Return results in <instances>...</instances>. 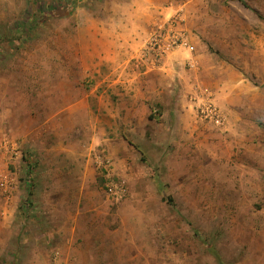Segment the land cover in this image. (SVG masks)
I'll use <instances>...</instances> for the list:
<instances>
[{
    "label": "rangeland",
    "instance_id": "374dc122",
    "mask_svg": "<svg viewBox=\"0 0 264 264\" xmlns=\"http://www.w3.org/2000/svg\"><path fill=\"white\" fill-rule=\"evenodd\" d=\"M160 28L197 38L177 75L198 104L185 115L183 100L174 121L157 99L130 104L135 91L109 75L117 52L136 69L131 43L150 30L149 54ZM205 91L214 119L200 115ZM0 135L18 147L7 162L20 190L34 193L0 196V264H264V0H0ZM107 147L119 199L95 163L92 183L74 179L78 159ZM41 206L77 213L74 242L39 227Z\"/></svg>",
    "mask_w": 264,
    "mask_h": 264
},
{
    "label": "crops",
    "instance_id": "0c3cea01",
    "mask_svg": "<svg viewBox=\"0 0 264 264\" xmlns=\"http://www.w3.org/2000/svg\"><path fill=\"white\" fill-rule=\"evenodd\" d=\"M149 31L147 30L148 33ZM148 33L147 34L145 33L142 39L140 37V40H134L131 43L133 46H136V49L134 51H130L129 53L130 55L128 57L130 56L131 58L135 57V59H132L133 60L132 62L133 65L135 64L136 61L138 62L135 64L136 69L132 65L131 67L126 65L127 60L124 58H122L123 61L121 60L117 61L118 58L124 57L123 53L117 52L116 54L114 53L115 56H113L114 62L110 64V69H112V71L111 72L109 71L110 72L109 75L110 77H112L115 85H117L116 82L119 81L120 83L123 84V86H125V88L133 89L135 91L133 94H131V100L129 101L130 104H138L139 102L141 104H144L145 100L149 98H151L152 101H148L147 104H153V102L159 101L160 104L162 105L159 115L161 117H164L166 119L168 118L171 119V121H174L177 120V117H179V115L182 113L178 107V104H180L183 100H186L184 97H180L183 96V92H181L182 88H180V84L178 83V81L179 82L182 81L180 76L177 74L182 75L183 70H181L182 69L181 64L183 62L189 65H194L193 62L195 59L193 58L196 56L193 53L196 49L197 38L194 35H192L191 32L188 33L186 32L188 34L187 40L189 43V47L183 45L175 47V49L166 52L160 57L157 55H153L152 53L149 54L143 53L141 47L144 46L148 37ZM137 45L139 46L137 47ZM154 57H157L159 60L153 59ZM172 70H173V74H175L173 80L164 81L167 72H172ZM152 78L157 79L158 83L152 84L151 83ZM204 88L209 89L208 86H205ZM152 89L153 90L156 89L158 91L157 96L151 97V95H148V93H146L148 91H151ZM140 90L143 91L142 94H139ZM171 91L174 92L173 96L169 95L170 94L169 92ZM190 93H192V96L189 99L190 101H188L187 99L186 100L187 102L186 101L184 102V105L190 106L188 110H186L185 115H188L191 109H193L194 105L196 106L198 104L196 90L194 91L191 89ZM139 96L140 97L142 96V98L140 99ZM194 97L196 98V100L194 99ZM155 99H157L158 101H155ZM67 110H69V107L67 108ZM4 142H5V138L0 135V165L2 164L8 165L7 161H9L8 160L9 154H11L8 151V149L5 148ZM100 150L107 153L112 159L114 158L112 154L113 152L110 151V149L107 151L106 148H101ZM63 151L66 152L65 158L71 160L69 161V163L70 162L73 163L76 161L77 157L76 159L70 157L69 145H65V149H63ZM82 154L84 153H81V156ZM93 154H94L93 148H91L88 154H86L87 158L84 157V159L82 160L81 159L77 160L79 163H82V165L78 166V169L75 171V174L72 173V171L70 170H68L67 172L70 175L74 174L75 175L74 179L81 180L82 185H84L86 182L92 183V181H87V174L89 170L92 171L95 170V173L98 172L96 169L97 167L94 164ZM18 157H16V159H14L13 162L11 161L12 164H15L17 162ZM31 162H32L31 160L30 161L28 160L29 164ZM113 165H114L113 167L114 172L118 171L117 163L113 161ZM30 166L31 169H33L34 166L33 162L31 163ZM101 174L105 177V172L103 170H101ZM30 175L32 176V174H29V176ZM33 177L35 178V174ZM27 182H29L27 183V185L31 184L30 177ZM21 184H22L21 179L18 180L17 178V187L9 198L4 195L2 189L0 188V196L1 198H3V201L4 203H6V205H8L9 203L13 205L15 202H22L23 204L32 202L31 200H32V196L34 197V193L31 190L29 191V194L25 196L23 191L20 190ZM71 197L76 198L77 201L79 202L83 198H86V196H82V195H72ZM108 197L119 199L109 194ZM51 200L52 198H49L48 201ZM68 202L70 203L71 200H69ZM66 207L68 208V206ZM40 210L41 211H37V214H39L40 217L39 227L43 229L52 228L53 233L56 232L57 233V234L55 233L56 235L62 236L60 237L61 242L63 240H66L68 242H74L75 240L74 235L76 234V230L77 228L79 229V226L81 225V222H79L80 219L77 217V213H75L76 215H74L69 210H66V208H62L60 211L51 212L49 210H45V207L43 208V206L40 207ZM4 226H7L5 220L1 221L0 227L3 228ZM80 230L81 229H79V231ZM56 240H58V238H56ZM67 249H68L67 259L76 257L78 247L76 246L70 247L69 245ZM81 256H83V254H81Z\"/></svg>",
    "mask_w": 264,
    "mask_h": 264
},
{
    "label": "built area",
    "instance_id": "2783aa9c",
    "mask_svg": "<svg viewBox=\"0 0 264 264\" xmlns=\"http://www.w3.org/2000/svg\"><path fill=\"white\" fill-rule=\"evenodd\" d=\"M174 23H176V20H173V25ZM181 45L189 47L187 35L183 29H177L176 32L170 34V31L164 32V30L160 28V30L149 39L146 48L153 55L159 56ZM205 90L208 89L206 88ZM205 93H207L208 96L205 98L202 97L203 101L198 107L200 115L203 118L214 119L219 114L217 106L212 100L211 93H208L207 91H205ZM4 146L11 153V157L19 152L17 145L10 143L6 139ZM93 159L96 166L105 172V186L107 193L116 198L122 197L125 194L126 189L123 184H120V182L113 179L112 171L114 165L112 158L104 151L98 150L94 151ZM17 178V174L10 170L9 165H0V188L6 197L9 198L16 189Z\"/></svg>",
    "mask_w": 264,
    "mask_h": 264
},
{
    "label": "trees",
    "instance_id": "16d2710c",
    "mask_svg": "<svg viewBox=\"0 0 264 264\" xmlns=\"http://www.w3.org/2000/svg\"><path fill=\"white\" fill-rule=\"evenodd\" d=\"M241 1H243V0H241ZM65 4H68V2L65 1ZM68 5H69V4H68ZM67 7H68V6H65V5H64L62 8H67ZM57 10H58V8L54 9L53 12H58V11L60 10V8H59L58 11H57Z\"/></svg>",
    "mask_w": 264,
    "mask_h": 264
}]
</instances>
